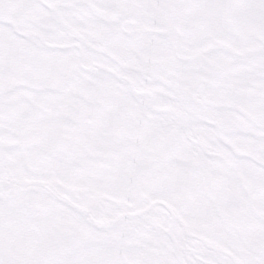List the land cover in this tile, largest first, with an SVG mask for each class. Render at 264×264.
<instances>
[{"label":"snow or ice","instance_id":"1","mask_svg":"<svg viewBox=\"0 0 264 264\" xmlns=\"http://www.w3.org/2000/svg\"><path fill=\"white\" fill-rule=\"evenodd\" d=\"M0 264H264V0H0Z\"/></svg>","mask_w":264,"mask_h":264}]
</instances>
